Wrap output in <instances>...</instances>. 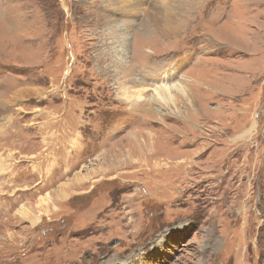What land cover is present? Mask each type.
I'll return each mask as SVG.
<instances>
[{
	"label": "rangeland",
	"instance_id": "obj_1",
	"mask_svg": "<svg viewBox=\"0 0 264 264\" xmlns=\"http://www.w3.org/2000/svg\"><path fill=\"white\" fill-rule=\"evenodd\" d=\"M0 264H264V0H0Z\"/></svg>",
	"mask_w": 264,
	"mask_h": 264
},
{
	"label": "bare ground",
	"instance_id": "obj_2",
	"mask_svg": "<svg viewBox=\"0 0 264 264\" xmlns=\"http://www.w3.org/2000/svg\"><path fill=\"white\" fill-rule=\"evenodd\" d=\"M187 2V1H186ZM192 2V1H191ZM181 4V3H180ZM192 4L189 2L188 4H186V9L187 8H189L190 6H191ZM193 9V8H192ZM188 10V9H187ZM187 12H189V11H187ZM26 25V24H25ZM174 88H175V91H177V92H181V86L180 85H178V84H176V85H174V86H171V85H161V86H159V87H157V88H155V90L153 91V94L156 96V97H159L160 99H163L162 98V95L163 94H165V93H171L172 91H174ZM167 102H170L169 100H165L164 101V104H167ZM152 111V110H151ZM134 141H136V140H134ZM136 145H138V143L136 142ZM133 161V163H136V162H138V161H135V160H132ZM142 163V162H141ZM146 164H148V163H146ZM181 166L182 165H185L186 164V162L185 161H182V162H180L179 163ZM134 165V164H133ZM112 167V166H115L114 165V163L113 162H110V165H109V167ZM155 166H158L157 164L155 165ZM108 168V167H107ZM161 169V168H160ZM165 169V168H164ZM156 170V169H155ZM81 182H82V180H80Z\"/></svg>",
	"mask_w": 264,
	"mask_h": 264
}]
</instances>
